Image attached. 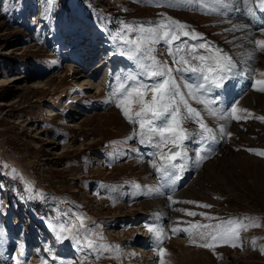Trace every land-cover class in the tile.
Segmentation results:
<instances>
[{"label":"rangeland","instance_id":"374dc122","mask_svg":"<svg viewBox=\"0 0 264 264\" xmlns=\"http://www.w3.org/2000/svg\"><path fill=\"white\" fill-rule=\"evenodd\" d=\"M215 12L192 0H0V264L38 261L32 251L25 255V245L17 253L16 236L27 234L38 264H160L158 248H153L160 244L145 240L151 237L147 225H153L148 221L159 219L164 264H264V156L258 154L264 152V120L260 119L264 92L253 86L264 79L260 75L264 52L253 51L252 45L239 39L244 31L230 30L233 25H249L254 31L264 26L260 23L264 18L257 20L252 11L235 16L220 13L218 19ZM94 20L101 27L102 53L93 52L88 62L80 28ZM170 20L185 24L193 35L224 44L240 61L239 68L246 70L244 74L250 71L245 75L250 78L231 104L238 109L236 118L206 115L220 142H211L210 151L204 150L209 142L189 150L194 169L188 186L168 192L170 184L160 195L150 191L160 184L151 164L155 149L140 144L138 136L127 139L138 125L124 117L116 101H106L120 83L117 77L138 72L135 60L119 54L112 36L125 25ZM254 35L264 39L260 32ZM102 55L110 57L107 63L99 60ZM154 55L175 66L166 46L157 45ZM92 60L105 65L99 68ZM110 65L111 81L101 86L105 67ZM173 75L182 91L184 80L179 73ZM182 92L190 98L188 91ZM146 99H151V93ZM87 102L89 110L82 106ZM183 127L192 131L198 124L189 120ZM135 183L152 196L127 195L120 200L112 189ZM230 220L236 221L231 225L238 232L234 241L213 242L211 236L201 240L195 233L210 230L192 227ZM58 225L64 226L63 233ZM172 228L181 231L173 233ZM205 241L210 246H202Z\"/></svg>","mask_w":264,"mask_h":264},{"label":"snow or ice","instance_id":"6c2138e0","mask_svg":"<svg viewBox=\"0 0 264 264\" xmlns=\"http://www.w3.org/2000/svg\"><path fill=\"white\" fill-rule=\"evenodd\" d=\"M193 3H202L211 11H218L223 15L231 12H244L250 15L253 9L250 4L256 5L259 11H264V0H192ZM187 26L175 20L169 23L157 22L154 25H139L132 27L125 25L123 31L112 36V40L120 49L121 55H126L136 61V74L127 73L117 77L120 83L111 91V103L116 101V106L122 110L124 117L133 125H138L134 129L133 136L127 139L139 137V143L155 149L152 152V167L160 178L159 187L150 189L154 194H164L162 189L170 184H174L178 178V170H182L186 165L183 163L188 159V149L186 141L204 145L205 151H210V143L217 139L216 132L208 126L201 116V113L193 108L185 94L181 92L180 85L176 82L173 73H179L181 79L185 80L184 87L188 89L187 96L196 100L197 103L205 104L208 114L219 119L236 118L238 109L233 107L229 113L226 109H219V100L212 95L214 89L223 88L226 82L238 75L244 74L239 68L240 61L234 60L226 53L209 52L211 45L203 42L189 43V40L198 41L202 38L197 34L185 30ZM249 25H233L231 31H244L245 35L239 39L247 41L253 46V51L264 52V39L255 38L254 32L264 34V26L254 31L249 30ZM157 45L166 46L168 55L172 58L174 67H169L167 62L159 61L154 55ZM243 47V45H237ZM203 50V51H201ZM251 56L249 55V59ZM264 76V73H260ZM143 77V79H141ZM255 90L264 92V79L254 82ZM151 93V99L146 97ZM201 97H209L207 101ZM217 105L216 108L207 107ZM136 105L137 108H133ZM183 106L184 112H181ZM247 111V110H241ZM264 120V117H260ZM192 121L198 124V129L188 130L183 127L184 122ZM219 132L223 134L225 127L219 126ZM230 135V134H229ZM172 145L168 153L160 151L162 146ZM249 151H252L249 149ZM264 156V152L258 153ZM157 158L160 163L157 164ZM203 159V156L200 157ZM177 161H180L178 163ZM199 163V161H197ZM169 201L173 200L171 195L167 196ZM209 207L208 205H203ZM189 216L196 213L188 212ZM236 221H223L215 225H192L193 228L202 227L209 229L207 232H197L201 240L206 236H211L215 241H234L238 238V232L231 227ZM59 231L63 233L64 226L58 225ZM54 230L56 228L54 227ZM148 231L156 233L159 243L162 231L149 227ZM173 233L181 231L179 228H172ZM193 235L189 229H183ZM93 245L89 244V247ZM204 247L210 246L208 242L203 243ZM235 246V243L232 244ZM165 249L158 248V255L161 257L160 264H164L163 256ZM17 264H20L19 260Z\"/></svg>","mask_w":264,"mask_h":264},{"label":"bare ground","instance_id":"6f19581e","mask_svg":"<svg viewBox=\"0 0 264 264\" xmlns=\"http://www.w3.org/2000/svg\"><path fill=\"white\" fill-rule=\"evenodd\" d=\"M261 14L263 13V11H259ZM234 15H236L237 13H239V12H232ZM241 14V13H240ZM206 44V43H205ZM207 45V44H206ZM213 52V51H212ZM211 52V53H212ZM214 54V53H213ZM85 58H86V60H88L89 58H90V54H88V55H86L85 56ZM85 60V61H86ZM103 65H105L104 63H102L101 61L99 62V63H97V66L99 67V68H102V66ZM244 66V65H243ZM247 66V65H246ZM108 67V66H107ZM107 67H105V71L103 72V76H102V80H101V83H100V85L101 86H103V85H105L107 82H109V81H111V77H110V73H109V71H107ZM245 71L246 70H244V73H245ZM250 74V71H249V73H247V74H242V75H238V76H236L235 77V79L237 78L238 79V82L235 84V88L234 87H228L226 90L228 91V93L230 92V96H232V98H231V100H230V102L231 101H233V99H234V97H236V95H237V92H238V90H239V88L241 89V91H243V89H244V86H245V84L247 83V77L248 76H245V75H249ZM100 76V75H99ZM110 77V78H109ZM249 78L250 77H248V81H249ZM86 82H89V81H86ZM225 90V91H226ZM224 93V92H223ZM227 99V98H226ZM225 99V100H226ZM223 101V100H222ZM89 102H87V103H84V104H82V106L83 107H86V109L85 110H89V108L91 107V104H88ZM55 114L56 113H52V115H54L55 116ZM206 123V122H205ZM207 124V123H206ZM216 141H218V140H216ZM192 144H194V142H191V144L190 145H192ZM145 147V146H144ZM64 150H65V148H64ZM152 150V149H151ZM143 158V157H142ZM184 162H187V159L185 160V161H183V163ZM136 184V183H135ZM137 187V186H136ZM122 188L123 187H121V188H115V190H117V191H120V192H118V193H120V196L121 195H123V192H122ZM169 189V188H168ZM172 192V191H171ZM150 204V203H152V202H146V204ZM152 204H154V205H157L156 203H152ZM160 220V219H159ZM158 220V222L157 223H155V226L156 227H154L155 229H160L161 230V225L159 224L160 223V221ZM155 236V235H154ZM165 237V236H164ZM26 235H21V236H19V235H17L16 236V241H17V244H18V248H17V253H21L22 252V250H23V245H25V249H24V253H25V255L27 256V255H29L30 254V252L32 251V252H34L33 251V249H30V250H28V252L26 251ZM162 239V235L160 236V240ZM25 242V243H24ZM164 243V242H163ZM153 244H161V242L159 241V243H158V241L157 240H155V242L153 243ZM34 255V256H33ZM32 255V257H33V259H36L37 257H35L36 255L35 254H33Z\"/></svg>","mask_w":264,"mask_h":264},{"label":"trees","instance_id":"16d2710c","mask_svg":"<svg viewBox=\"0 0 264 264\" xmlns=\"http://www.w3.org/2000/svg\"><path fill=\"white\" fill-rule=\"evenodd\" d=\"M86 15H87L88 17H90V15H89L88 13H87Z\"/></svg>","mask_w":264,"mask_h":264}]
</instances>
